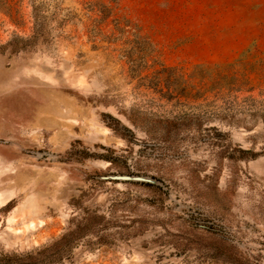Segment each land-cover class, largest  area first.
<instances>
[{
  "label": "rangeland",
  "instance_id": "obj_1",
  "mask_svg": "<svg viewBox=\"0 0 264 264\" xmlns=\"http://www.w3.org/2000/svg\"><path fill=\"white\" fill-rule=\"evenodd\" d=\"M86 213L142 233L74 264H264V0H0V264Z\"/></svg>",
  "mask_w": 264,
  "mask_h": 264
},
{
  "label": "trees",
  "instance_id": "obj_2",
  "mask_svg": "<svg viewBox=\"0 0 264 264\" xmlns=\"http://www.w3.org/2000/svg\"><path fill=\"white\" fill-rule=\"evenodd\" d=\"M134 223L144 226L143 223ZM112 229L130 231L131 236L142 233V229L140 232L135 226L125 227L121 222L109 219L106 214L86 213L81 220L73 222L68 233L56 240L52 246L26 255L24 264H74L80 248L94 249L111 245L110 238L114 237L109 236L108 232Z\"/></svg>",
  "mask_w": 264,
  "mask_h": 264
},
{
  "label": "water",
  "instance_id": "obj_3",
  "mask_svg": "<svg viewBox=\"0 0 264 264\" xmlns=\"http://www.w3.org/2000/svg\"><path fill=\"white\" fill-rule=\"evenodd\" d=\"M105 179L106 180H121V181H132V180H136V179H132L130 177H108V178H105Z\"/></svg>",
  "mask_w": 264,
  "mask_h": 264
}]
</instances>
